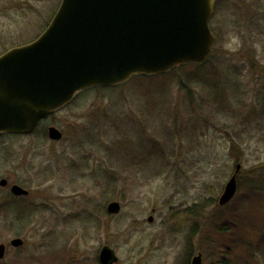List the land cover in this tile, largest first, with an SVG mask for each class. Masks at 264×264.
<instances>
[{"label":"rangeland","instance_id":"1","mask_svg":"<svg viewBox=\"0 0 264 264\" xmlns=\"http://www.w3.org/2000/svg\"><path fill=\"white\" fill-rule=\"evenodd\" d=\"M60 3L0 0V55L36 40ZM211 26L208 70L85 91L30 136L1 139L13 150L3 158L11 177L26 182L30 170V215L3 213L15 224L0 226V242L22 237L25 246L1 264H100L104 246L115 264H191L199 254L202 264H243L239 248L228 250L246 239L236 212L259 225L250 240L264 236V201L248 196L264 177V0H222ZM233 175L237 193L220 205ZM111 201L119 214L107 213ZM251 252L264 264V244Z\"/></svg>","mask_w":264,"mask_h":264},{"label":"water","instance_id":"2","mask_svg":"<svg viewBox=\"0 0 264 264\" xmlns=\"http://www.w3.org/2000/svg\"><path fill=\"white\" fill-rule=\"evenodd\" d=\"M220 1L62 0L38 39L0 56V133L32 134L42 119L87 90L207 61L217 43L210 24ZM48 134L53 140L63 137L56 127ZM237 188L234 175L220 205L229 203ZM14 191L27 194L20 186ZM121 209L118 201H111L106 211L116 215ZM12 244L20 246L23 240ZM117 260L109 246L101 249L100 264ZM192 264H202V255Z\"/></svg>","mask_w":264,"mask_h":264},{"label":"flooded vegetation","instance_id":"3","mask_svg":"<svg viewBox=\"0 0 264 264\" xmlns=\"http://www.w3.org/2000/svg\"><path fill=\"white\" fill-rule=\"evenodd\" d=\"M51 126L55 125H49L47 127V131ZM17 136H30L29 135H17V134H3L0 133V226H3L4 224L9 225L11 223H14L13 221H9L8 219H2L3 213L6 214V217L15 216V217H21L26 214L27 216L30 215V170H29V176L24 182L23 180L18 181L17 179H13L11 176V170H7L3 167V158L8 159L13 150L7 146L6 144L2 145V138L3 137H17ZM30 169V168H29ZM15 186H20L23 189L27 191V194H16L14 191ZM16 222V221H15ZM28 225H30V219L27 218ZM15 224V223H14ZM20 238L23 240V244L20 246H15L12 244V241L14 239ZM0 245L4 246V257L0 258V264L4 263L8 251L10 248L13 249H21L25 246V240L22 237H14L9 241V244L6 242H0ZM25 261V260H24ZM18 261H10L6 264H17ZM30 264V261L29 263Z\"/></svg>","mask_w":264,"mask_h":264},{"label":"trees","instance_id":"4","mask_svg":"<svg viewBox=\"0 0 264 264\" xmlns=\"http://www.w3.org/2000/svg\"><path fill=\"white\" fill-rule=\"evenodd\" d=\"M208 62H209V60L206 61L205 63H201V64H191V65H188V66L180 67V68L176 69L175 71H179V70L185 69L187 67H192V66L198 67V68L203 69L205 71V70H208L210 68V65H208ZM252 67H253V69L257 73H261L258 70V69L262 70V66L261 65L258 68V65L257 64L256 65L253 64ZM171 73H169L167 75H170ZM261 74L264 77V72L263 71H262ZM167 75H162V76H159V77H164V76H167ZM153 78L154 77H135L133 79L149 80V79H153ZM201 80H205V79H203V77L200 76L199 81L201 82ZM206 81L207 80H205V82ZM115 88L116 87L98 88V90H113ZM189 95L191 97L193 96L191 93H189ZM156 148L157 147L154 145L152 150L158 152L159 150H157ZM261 174L263 176L264 175V172L261 173ZM251 182H253V186L250 188L252 190V192L248 196L249 197H254V198H262L263 201H264V177L256 178L255 180H252ZM239 210L240 211H237L236 212V214H237L236 216L239 217L241 215V217H242L243 223L240 224V225H241V227H244L243 229L247 233L243 237V239L246 238L247 240L244 239V240H242V242H241V240L238 241V242H235L234 240L231 239V243L232 244L234 243V245H232V246L228 245V246H230L228 250H230V251L231 250H234V251L236 250V252H237V250L239 248L240 250H238V251H241L242 252V257L241 258H242L243 264H254V262H255L254 256L255 255L251 252L252 251V246H257V245L260 246V245H263L264 244V236H262L261 238L257 239L258 241H257L256 244L254 243L253 240L256 239L257 234H258V231H260L259 230V225L258 224L257 225H252L248 221L246 222L245 214H243V212H242L241 209H239ZM235 227H240V226L237 223ZM262 227H264V221L262 222V224L260 226V229H262ZM230 229L231 228L230 227H227L225 224L222 225L221 228H220V230H221L222 233L225 232V231H229ZM252 238H253V240H250ZM248 242H249V248L245 245V243H248ZM220 250H222L223 252L227 253V249L226 248H223V247L221 248L220 247ZM63 253H65V251H63ZM63 255H65V254H63ZM218 264H232V263L231 262L229 263L227 261L226 262L223 261L222 263L219 262Z\"/></svg>","mask_w":264,"mask_h":264}]
</instances>
